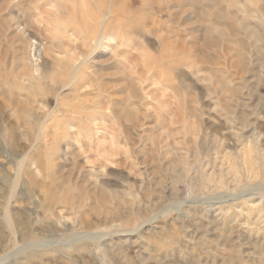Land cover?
<instances>
[{
    "label": "rangeland",
    "instance_id": "obj_1",
    "mask_svg": "<svg viewBox=\"0 0 264 264\" xmlns=\"http://www.w3.org/2000/svg\"><path fill=\"white\" fill-rule=\"evenodd\" d=\"M0 264H264V0H0Z\"/></svg>",
    "mask_w": 264,
    "mask_h": 264
},
{
    "label": "bare ground",
    "instance_id": "obj_2",
    "mask_svg": "<svg viewBox=\"0 0 264 264\" xmlns=\"http://www.w3.org/2000/svg\"><path fill=\"white\" fill-rule=\"evenodd\" d=\"M261 188V187H260ZM248 194V193H247ZM237 197H234L232 194H225V195H220L219 197H211V198H209V199H211V200H209V201H207V203H208V205L210 206V205H212V201H219V202H229V201H231V200H233V199H236ZM207 199H208V197H207ZM205 200V199H204ZM201 201H202V199H201ZM206 201V200H205ZM189 202V201H188ZM203 203V202H202Z\"/></svg>",
    "mask_w": 264,
    "mask_h": 264
}]
</instances>
